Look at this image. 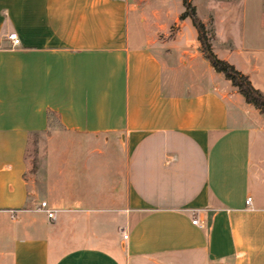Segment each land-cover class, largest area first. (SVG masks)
<instances>
[{"label": "crops", "instance_id": "crops-1", "mask_svg": "<svg viewBox=\"0 0 264 264\" xmlns=\"http://www.w3.org/2000/svg\"><path fill=\"white\" fill-rule=\"evenodd\" d=\"M191 2L218 58L264 94V0ZM183 12L0 0V264H264V115L210 66ZM53 120L121 138L123 182L95 186L92 164L68 171L58 156L32 173L30 137Z\"/></svg>", "mask_w": 264, "mask_h": 264}, {"label": "rangeland", "instance_id": "rangeland-1", "mask_svg": "<svg viewBox=\"0 0 264 264\" xmlns=\"http://www.w3.org/2000/svg\"><path fill=\"white\" fill-rule=\"evenodd\" d=\"M168 1L173 3V0ZM175 1L180 7H183L182 0ZM195 1L199 2V0ZM173 31L171 30V32ZM220 75L226 80L222 74ZM55 147H58L57 153L54 151ZM55 156H58V166L68 171L70 162L74 160L83 165L87 162L92 164L93 167L88 171L95 175L91 178L95 186L101 182H123L127 157L121 138L71 134L64 131L59 122L53 120L46 133L30 137L27 160L30 163L31 172L37 171L41 161L53 160ZM58 172H60L59 168ZM120 188L122 189V184Z\"/></svg>", "mask_w": 264, "mask_h": 264}, {"label": "trees", "instance_id": "trees-1", "mask_svg": "<svg viewBox=\"0 0 264 264\" xmlns=\"http://www.w3.org/2000/svg\"><path fill=\"white\" fill-rule=\"evenodd\" d=\"M182 5L184 12L181 14L180 20L183 21L189 18L192 21L198 35L200 51L204 58L217 73L222 74L237 89L248 104L255 106L264 115V94L252 85L248 76L239 72L227 61L218 58L213 50L209 32L191 0H182Z\"/></svg>", "mask_w": 264, "mask_h": 264}, {"label": "built area", "instance_id": "built-area-1", "mask_svg": "<svg viewBox=\"0 0 264 264\" xmlns=\"http://www.w3.org/2000/svg\"><path fill=\"white\" fill-rule=\"evenodd\" d=\"M9 40L11 41V44H12L13 47H18V46L20 45V39L18 38L17 34H11V35L9 36ZM246 205H247L248 207H251V206H252V198L249 197V198L246 200ZM41 210H42L43 212H45V213L48 215V217H49L50 219L54 217V213H55V212L52 211V210H50V209H48V205H47L46 202H43V203L41 204ZM193 224L197 225V224H198V221H197V220H194V221H193ZM127 238H128V236H124V239H127Z\"/></svg>", "mask_w": 264, "mask_h": 264}]
</instances>
